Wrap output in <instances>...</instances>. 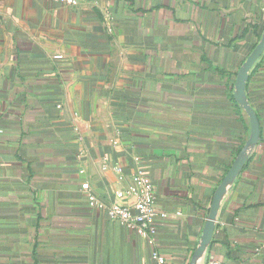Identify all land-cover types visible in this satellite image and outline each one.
<instances>
[{"label": "crops", "instance_id": "0c3cea01", "mask_svg": "<svg viewBox=\"0 0 264 264\" xmlns=\"http://www.w3.org/2000/svg\"><path fill=\"white\" fill-rule=\"evenodd\" d=\"M263 24L264 0H0V264H188L248 136L229 95ZM246 94L260 139L202 264H264V52ZM137 169L167 214L151 244L81 189L130 204Z\"/></svg>", "mask_w": 264, "mask_h": 264}, {"label": "built area", "instance_id": "2783aa9c", "mask_svg": "<svg viewBox=\"0 0 264 264\" xmlns=\"http://www.w3.org/2000/svg\"><path fill=\"white\" fill-rule=\"evenodd\" d=\"M60 6L77 7L79 0H53ZM88 203L91 207H103L110 220L118 222L123 227L132 230L144 241L151 244L157 232L159 220L165 219L167 214L155 208V190L149 176L141 169H137L130 177L126 187L115 192L116 199L129 198L130 204L114 201L105 204L99 200L90 189L87 182L81 184ZM264 248V243L262 246ZM151 259L155 264H170L165 255L156 250L151 251ZM205 264H226L216 259H210Z\"/></svg>", "mask_w": 264, "mask_h": 264}, {"label": "water", "instance_id": "95a60500", "mask_svg": "<svg viewBox=\"0 0 264 264\" xmlns=\"http://www.w3.org/2000/svg\"><path fill=\"white\" fill-rule=\"evenodd\" d=\"M263 52L264 24L258 42L238 67L232 86V96L248 118V136L213 192L201 234L188 264H202L204 262L208 247L212 241L221 204L260 139V124L248 100L246 86L252 66Z\"/></svg>", "mask_w": 264, "mask_h": 264}, {"label": "trees", "instance_id": "16d2710c", "mask_svg": "<svg viewBox=\"0 0 264 264\" xmlns=\"http://www.w3.org/2000/svg\"><path fill=\"white\" fill-rule=\"evenodd\" d=\"M255 46V45H254ZM253 46V47H254ZM230 101L233 103L234 106V110H235V119L236 121H238L240 123V125L242 126V124L244 125V121H245V113L244 111L239 107V105L237 104V102L235 101V99L233 98V96L230 94L229 95ZM258 116V115H257ZM259 121V120H258ZM246 130L249 129L248 126L245 125ZM242 145V144H241ZM241 145H239L238 147H236L235 149V155L237 154V152L239 151Z\"/></svg>", "mask_w": 264, "mask_h": 264}]
</instances>
